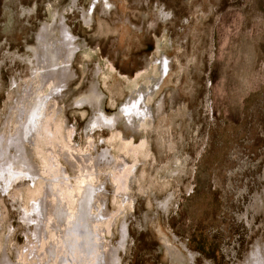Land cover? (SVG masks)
<instances>
[{"label":"rangeland","instance_id":"obj_1","mask_svg":"<svg viewBox=\"0 0 264 264\" xmlns=\"http://www.w3.org/2000/svg\"><path fill=\"white\" fill-rule=\"evenodd\" d=\"M36 104L39 176L0 180V261L38 259L44 185L57 228L59 202L78 209L57 192L90 179L118 264L264 255V0H0V135Z\"/></svg>","mask_w":264,"mask_h":264},{"label":"bare ground","instance_id":"obj_2","mask_svg":"<svg viewBox=\"0 0 264 264\" xmlns=\"http://www.w3.org/2000/svg\"><path fill=\"white\" fill-rule=\"evenodd\" d=\"M67 41L70 42L69 39H67ZM73 52L74 48L68 46L67 53L69 56H72ZM66 74L67 73H65V75ZM67 75H69V72ZM84 102H86L85 98L78 99L79 104ZM34 106H37V104ZM40 109L41 107L38 106L25 109L22 113L23 117L20 116L16 132L8 137L0 135V180H4L6 189L10 187L12 182H16L24 177L39 176L37 173L38 169H36L37 167L31 161L29 154L26 151V147L28 142H31V139L33 138L32 135L35 130V124L37 125L39 122ZM109 118L110 117L105 118L103 116L96 117L93 120V126H113L115 124V118ZM11 148L14 149V154H12ZM82 164L85 165L84 162H82ZM86 167L91 170V167L88 165H86ZM91 185H93V182L90 179L88 183H83V185L81 182V188L76 189V191H74L75 188L67 189L68 192L64 191L65 195L57 192L55 197L66 200L67 203L72 200V197L73 199L78 200V209L75 212L69 211L63 202H59L55 213L56 219H58L59 223L57 228L56 226L49 225L51 220L46 216L45 200L48 186L44 185L45 196L41 201L37 202V204L34 203L32 206L38 215V219L34 220L36 223L34 235L39 238L38 245L36 246L38 259L35 260L34 264H43L44 259V264H49V262L54 263V261L58 264L59 262L63 263V261L69 260V258H72V264H118L116 251L111 248L106 249L103 247L101 238L96 236L95 229L92 226V222L96 219L98 213L95 215V213H92L91 211L95 194V188ZM25 214L24 217L29 218V213ZM49 227L52 230L51 232L48 229ZM52 228H54V230ZM49 234H53L50 240L47 239ZM121 234L123 237L122 240L124 241V238L126 237L124 224L122 225ZM43 241L44 244H46V242L48 243V248L45 249L46 251L39 250L41 246L43 247ZM61 249L67 254L63 259ZM33 250L35 251L34 247ZM51 253L53 255L52 259ZM255 254L256 253L252 256H255ZM80 260H82V263ZM1 263L14 264L10 263L5 258L0 261V264ZM250 264H264V255L256 256V258L254 257Z\"/></svg>","mask_w":264,"mask_h":264},{"label":"flooded vegetation","instance_id":"obj_3","mask_svg":"<svg viewBox=\"0 0 264 264\" xmlns=\"http://www.w3.org/2000/svg\"><path fill=\"white\" fill-rule=\"evenodd\" d=\"M81 261V263H82V260H80Z\"/></svg>","mask_w":264,"mask_h":264}]
</instances>
